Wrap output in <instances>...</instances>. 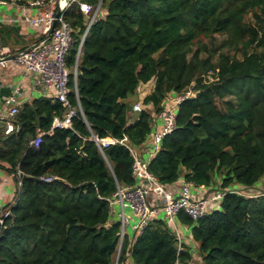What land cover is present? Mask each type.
Wrapping results in <instances>:
<instances>
[{
    "label": "trees",
    "instance_id": "trees-1",
    "mask_svg": "<svg viewBox=\"0 0 264 264\" xmlns=\"http://www.w3.org/2000/svg\"><path fill=\"white\" fill-rule=\"evenodd\" d=\"M65 19L73 29L66 62L77 114L71 127L53 128L68 109L42 96L21 106L14 132L0 128V167L20 171L23 182L4 206V223L0 216V264H125L129 257L188 264L189 248L180 250L162 218L126 235L118 258L120 222L111 220L109 200L117 183L136 184L134 158L121 144L101 150L94 138L143 145L169 94L193 87L196 96L179 106L150 172L169 190L182 178L214 186L216 173L222 189L255 187L264 178V0H104L81 50L86 18L77 4ZM153 80L143 104L154 112L142 110L130 123L126 101ZM39 132L42 143L32 146ZM180 219L192 227L203 264H264V196L228 193L200 221Z\"/></svg>",
    "mask_w": 264,
    "mask_h": 264
},
{
    "label": "built area",
    "instance_id": "built-area-1",
    "mask_svg": "<svg viewBox=\"0 0 264 264\" xmlns=\"http://www.w3.org/2000/svg\"><path fill=\"white\" fill-rule=\"evenodd\" d=\"M103 1L100 0L97 5L89 3H80L79 0H31L29 2L32 7H43L48 5V9L44 12L31 14L24 9L22 3L24 0H0V6L16 9V13L11 18H6L0 13V23L7 25L8 23H28L34 30H41L44 38L37 43V47L27 53L21 52L20 55L14 59L8 60L7 57L12 54L8 47L0 48V70H12L11 62L15 64L13 72L19 73L17 75L19 83L16 87L15 82L11 81L7 84V89L10 90V95L0 101V121L2 128L5 129L6 135H10L15 130L12 119L19 114L21 106L28 102L24 101L25 92L21 90V85L29 80L32 76L39 77L44 89L53 88L56 92L55 98L58 99L64 107L68 109L65 118H55L53 128H68L71 127V119L76 116L77 109L72 107L69 101V81L70 71L67 67V56L73 46V29L69 22L66 21V12L75 4L80 8V12L86 18V31L81 39L80 48H82L86 36L89 34L92 26L97 22L102 14ZM61 9V15L57 18V10ZM56 23L55 30L51 34ZM81 50V49H80ZM80 54V52H79ZM75 79L77 78V70L74 71ZM213 75V72H210ZM19 85V86H18ZM196 96L193 87L187 88L183 93L176 94L175 103L172 108H165L160 114H155V118L161 121V129L154 135V142L152 143V150L150 157H155L161 150L163 139L171 134L176 129V119L178 115L179 106ZM134 112H141L144 107L141 103L134 106ZM81 110V109H80ZM136 121V120H135ZM134 122V120L130 121ZM51 131H48V134ZM45 132H39L37 137L31 141V145L39 147L42 143V138ZM151 135V134H150ZM148 139V138H147ZM94 141L102 150L110 145L121 144L129 148L133 158L132 174L136 181L135 185L121 186L117 183V190L113 197L109 200L110 211L112 215H117L120 222V243L118 258L122 249L125 236L128 234L127 230L131 229L134 235H140L148 228L150 223L155 219H161L163 214L166 223L170 226L173 233L176 235L179 248L182 250L184 240L180 231V215L186 214L193 222H198L213 211L220 209L221 204L228 193H237L243 196L251 195L248 191L239 188V190L222 189V184L219 189L213 186L207 187L204 185H195L193 182H188L184 179L182 186L178 192L173 193L166 189L150 172V161H145L141 158L136 149H132L127 144V139L118 140L114 138L99 139L94 138ZM147 141V140H146ZM12 178L17 177L19 181L16 183L14 193L23 185L22 174L18 171L11 175ZM55 177H43L42 180L51 183ZM4 183L8 179L2 180ZM199 191L198 195L193 193V190ZM258 196H264L263 193ZM2 202L0 197V214L3 217H8L10 212L2 210ZM115 206L120 210L116 212ZM132 211L131 215H127V210ZM1 217V223H4ZM118 264V262H117ZM175 264H185L179 258Z\"/></svg>",
    "mask_w": 264,
    "mask_h": 264
},
{
    "label": "crops",
    "instance_id": "crops-1",
    "mask_svg": "<svg viewBox=\"0 0 264 264\" xmlns=\"http://www.w3.org/2000/svg\"><path fill=\"white\" fill-rule=\"evenodd\" d=\"M30 1L31 0H24V2L22 3V6L24 9H27L26 7H30L26 11L31 14L32 13L37 14L40 12H44L49 7L48 5H45L43 7H32L29 4ZM0 13L6 18H11L16 13H18V10L6 8V12L1 11ZM43 38H44L43 32L39 29L34 30L33 27L28 23L19 22V23H15L12 25L10 23H8L7 25L0 23V48L8 47L12 52V54L7 57L8 60H11L9 59L11 56L24 52L29 47L36 45ZM24 46L27 47L25 50L23 49ZM11 65H12L11 71L10 70H0V101L7 98L11 93L10 90L7 89V84L10 83L11 81H14L16 83L19 82V80L16 79L18 78L17 75H19V73L13 72V69H15V64L11 62ZM13 85L16 87L15 83ZM145 86L146 84L141 85L138 91L137 97L130 98L129 100L126 101L130 106L129 107V122L132 120H134L135 122V120H137L138 118L139 112H134V109H133L134 106L137 103L143 104L145 97L151 94V93H142V90L144 89ZM21 90L25 92V95H24L26 96L24 100L25 102L33 100L34 99L33 94L35 93H38L43 97H48L50 99H56L55 90L53 88L44 89V87L42 86L40 82L39 77L36 75L32 76L29 80H26L21 85ZM175 99H176V93L169 94L167 100L164 103V107L172 108L175 103ZM143 106L146 108V110L152 113L154 112V108L152 105L146 106L143 104ZM130 123H133V122H130ZM2 126H3L2 122L0 121V128H2ZM161 126H162L161 121H159L158 118H155L152 124L153 132L151 133V135H149L147 141L143 145L139 146L140 148H142L140 150L141 153L143 155H148L149 160L153 158V157H150V153L152 150V143L154 142V135L161 129ZM6 172L7 171L5 172L0 171V176L3 175V178L0 177V183H1L0 184V197H1V202L4 205L12 204L13 195H15L13 191L14 189H16V182H15L16 179L12 178V176H9L12 174L8 175ZM5 178L8 179V182L4 184L2 183V180ZM183 181H184V178L180 180L178 187L173 188V190H169V189L168 190L173 193L178 192V190L182 186ZM221 184H222V179L219 181H215V184L213 187L216 189H219ZM237 188H243V187L242 185H237ZM253 190H255V192H260V193L261 191H264V178L259 181V183L255 186ZM193 193H195V195H198L199 191L195 189L193 190ZM179 223H180V231L183 236L185 248H189L191 256H192L188 264H203L199 257L200 244L197 243L193 239L192 227L182 223L181 219H179ZM128 235L129 237L134 238V233H132L131 235L130 234ZM125 264H136V263L134 262L132 258L129 257L127 261L125 262Z\"/></svg>",
    "mask_w": 264,
    "mask_h": 264
},
{
    "label": "rangeland",
    "instance_id": "rangeland-1",
    "mask_svg": "<svg viewBox=\"0 0 264 264\" xmlns=\"http://www.w3.org/2000/svg\"><path fill=\"white\" fill-rule=\"evenodd\" d=\"M1 11H3V12H6V8L5 7H3V6H0V12ZM19 83V82H18ZM18 83H16L15 82V84L17 85ZM154 88H155V80H153V81H151V82H149L148 84H146V86L144 87V89L142 90V93H152L153 91H154ZM150 95V94H149ZM149 95H147V96H149ZM146 96V97H147ZM33 97H34V99H36V98H40V97H42L40 94H38V93H35V94H33ZM145 97V98H146ZM135 149L137 150V152L139 153V155L143 158V160H145V161H149V156L148 155H143L142 153H141V149L142 148H140V147H135ZM0 171H3V172H5V170H3L1 167H0ZM8 175H9V173L8 172H6ZM9 176H11V175H9ZM1 178H3V175H1L0 176ZM222 175L221 174H219V173H216V175H215V181H219V180H221L222 179ZM15 179V178H14ZM2 183H4L3 181H2ZM1 184V183H0ZM5 184V183H4ZM258 184V183H257ZM255 188V187H254ZM254 188H250V190L252 191V192H254L255 190H253ZM230 189L231 190H239V188H237V185H233V186H231L230 187ZM7 192H9V191H7ZM255 193V192H254ZM261 193H263L264 194V191H261ZM14 198H15V195H13V201L12 202H14ZM3 204V203H2ZM115 210H116V212H118L119 210H120V208L118 207V206H115ZM132 214V211L130 210V209H128L127 210V215H131ZM164 217V215L163 214H161L160 215V218H163ZM111 220L112 221H115V222H117V221H119V217L117 216V215H114V216H111ZM127 233L128 234H132L133 232H132V230L131 229H128L127 230ZM127 234V235H128Z\"/></svg>",
    "mask_w": 264,
    "mask_h": 264
},
{
    "label": "clouds",
    "instance_id": "clouds-1",
    "mask_svg": "<svg viewBox=\"0 0 264 264\" xmlns=\"http://www.w3.org/2000/svg\"><path fill=\"white\" fill-rule=\"evenodd\" d=\"M82 3V2H81ZM81 49V48H80ZM142 106H143V104H142ZM144 107V106H143ZM144 110H146V108L144 107ZM153 115H155V114H153ZM15 179H16V177H15ZM16 182V181H15ZM17 183V182H16ZM241 189H244V190H246V191H248L249 193H252L251 195H248V196H246V197H249V198H251V197H261V196H258L259 194H261L260 192H252L251 190H250V188H241ZM19 190V189H18ZM18 190H17V192H18ZM17 192L15 193V196H16V194H17ZM3 207H2V210L4 211V212H9V210H7V209H5L4 208V204L2 205ZM0 216H1V214H0ZM1 217H3V215L1 216ZM5 217H3V219H4Z\"/></svg>",
    "mask_w": 264,
    "mask_h": 264
},
{
    "label": "water",
    "instance_id": "water-1",
    "mask_svg": "<svg viewBox=\"0 0 264 264\" xmlns=\"http://www.w3.org/2000/svg\"><path fill=\"white\" fill-rule=\"evenodd\" d=\"M60 15H61V9L58 8V10H57V14H56V17L58 18ZM55 27H56V23H55L53 29L51 30V34H53V32H54V30H55ZM36 47H37V45L31 46V47H29L27 50H25L24 53H27V52H29V51L35 49ZM19 55H20V54H15V55L11 56L9 59H14V58L18 57Z\"/></svg>",
    "mask_w": 264,
    "mask_h": 264
}]
</instances>
